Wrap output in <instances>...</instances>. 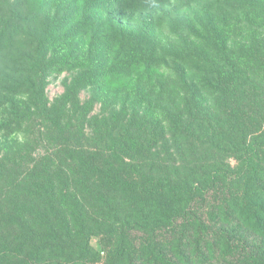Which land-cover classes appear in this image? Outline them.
Wrapping results in <instances>:
<instances>
[{
  "label": "trees",
  "instance_id": "16d2710c",
  "mask_svg": "<svg viewBox=\"0 0 264 264\" xmlns=\"http://www.w3.org/2000/svg\"><path fill=\"white\" fill-rule=\"evenodd\" d=\"M85 1L112 63L73 65L74 47L56 52L45 31L18 63L22 82L7 76L0 91L40 99L49 69L79 66L84 87L125 75L175 89L180 103L159 127L121 111L70 116L77 79L57 107L44 102L43 137L0 156V264H264V0ZM53 2L20 0L17 11L0 0V55L17 17L23 36ZM168 32L179 41L165 43ZM85 123L107 153L85 147L82 137L100 140Z\"/></svg>",
  "mask_w": 264,
  "mask_h": 264
},
{
  "label": "rangeland",
  "instance_id": "374dc122",
  "mask_svg": "<svg viewBox=\"0 0 264 264\" xmlns=\"http://www.w3.org/2000/svg\"><path fill=\"white\" fill-rule=\"evenodd\" d=\"M18 1L20 0H11L14 10L17 7V11ZM37 1L42 5H46L52 0ZM53 1L52 8L46 7V9L39 12L35 19L32 18L25 25L26 33L23 36L18 32L17 17L15 33L11 38H5L3 43L5 50H2L0 55V87H5L6 84L3 79L7 76L14 78L16 81L8 84V87H16L19 79L22 82L28 68L26 66L30 62L28 57L30 45L40 40L45 31L48 38H44V41L52 42L55 38L58 39L55 45L51 46V49L56 52H60L63 48L66 51L65 56H67L70 47H74L77 57L71 62L73 65H77L79 62L84 65L88 58H94L96 65H101L105 60L108 61V64L112 63L110 55L106 54L104 56L108 57H102L97 49L98 42L95 26L98 13L96 10L88 11L85 8L88 2L85 0ZM33 8L36 10L35 6ZM20 11L23 14L27 13L26 8ZM134 18L141 19L139 15H135ZM117 19L121 21V26L124 28L128 14L119 12L117 13ZM61 37H66L65 41H62ZM162 39L165 43L179 41L177 40V35L169 32L163 35ZM11 43L13 45L9 48ZM104 53H107L106 50H104ZM22 61L27 65L19 68L18 63ZM83 68L86 71L88 66ZM82 70L79 66L54 72L49 69L42 98L40 99H32L29 93H23L18 96L15 93L0 91L1 157L6 151L21 153L24 148H27L26 144L30 141L29 138L35 137V139H39V137H43L46 133L45 123L49 122L48 120V122H45L44 118L41 117L45 110L43 103L46 102L48 108L57 107L61 102V97L66 94L67 86L73 84L75 79H77V82L71 90L72 96L66 104L67 112L70 116L77 117L79 112L82 113L88 110L90 112L89 116H95L100 113L101 118L103 110H106L107 114L110 111H113V113L121 111L127 113L128 117H133L137 126L157 125L161 127L167 123L164 111L167 115L173 116L179 106L180 93L178 91L174 89L170 93L171 89L168 91H160L158 88L151 89L145 79H142V83L140 81L135 86L133 85L134 79L130 76L117 77L116 75H111L109 78L97 80V82L101 83L84 87L83 77H81ZM170 72L166 69L164 77H167ZM100 120L102 121V119ZM73 122H76V120ZM100 125L104 126L105 124L102 121ZM84 133L87 138H91L94 135L100 136V140L94 142L85 140L82 137L85 147L90 148L91 144L88 143H92V145H96L97 149L103 148L102 145L105 143L104 137H102L103 134L100 132L97 134L94 126L85 123ZM74 134L75 130L69 136ZM47 145L48 147L50 146V144ZM104 153H107L105 149ZM227 161L231 166L236 164V159L233 156L229 157ZM99 242V237L93 236L91 238L93 247L97 248L100 245Z\"/></svg>",
  "mask_w": 264,
  "mask_h": 264
}]
</instances>
